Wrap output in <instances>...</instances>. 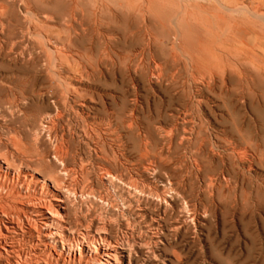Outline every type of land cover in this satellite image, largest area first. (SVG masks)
I'll list each match as a JSON object with an SVG mask.
<instances>
[{
    "label": "rangeland",
    "instance_id": "374dc122",
    "mask_svg": "<svg viewBox=\"0 0 264 264\" xmlns=\"http://www.w3.org/2000/svg\"><path fill=\"white\" fill-rule=\"evenodd\" d=\"M0 4V197L59 187L80 264H264V0Z\"/></svg>",
    "mask_w": 264,
    "mask_h": 264
},
{
    "label": "bare ground",
    "instance_id": "6f19581e",
    "mask_svg": "<svg viewBox=\"0 0 264 264\" xmlns=\"http://www.w3.org/2000/svg\"><path fill=\"white\" fill-rule=\"evenodd\" d=\"M0 6H1V4H0ZM4 10H6L5 7H4ZM73 10H74V7H73ZM232 11H234V10H232ZM252 30H253V28H252ZM230 31H228V32H230ZM237 34H239V36H237V37L239 39H241V36H240L241 35V32L240 33L236 32L233 35H237ZM246 36H247V34H246ZM243 37H242V39H243ZM239 39H237V40H239ZM256 40H257V38L255 39V41ZM255 41L254 42L252 41L253 44H256ZM221 42H219L218 44H220ZM224 43H225V41H224ZM236 43H238V41L235 42V43L233 42L232 45H234ZM238 44L241 45L243 43L239 42ZM228 45H230V44H228ZM234 46H236V45H234ZM253 46H255V45H253ZM225 47H226V45H225ZM248 49L249 48H247V50ZM216 50L217 49H215V51ZM249 50L251 52L252 51V48H250ZM225 51H226V49H225ZM254 53H255V51H254ZM258 53L261 54L263 52L259 51V52H257V54ZM237 54H239V53L237 52ZM248 55L249 54H247V56H246L247 58H248ZM256 56H255V58L257 59ZM256 59H254V61ZM12 100H15V99H12ZM52 122H54V120ZM50 125H52V124L50 123ZM55 125H53V126H55ZM47 126H49V125H47ZM57 148H59V146ZM2 163H4V160L3 161H0V177H4L5 176L4 174H6V173H4L5 170L2 167ZM2 174H3V176H1ZM25 176H26V174H25ZM115 176H116V174H115ZM47 178H48V176H47ZM116 179H117V177H116ZM46 181L47 180L42 179V178L41 179L35 178V180H33V183H34V185H36V184L39 185V182H40L41 184L43 183L41 186H44L45 185V188L47 186V191L44 194L45 195L50 194V196L52 198V202H50L51 199H50V201L48 203H45V202H42V201L39 200L40 202H38L37 204H33V205L30 206V212H31L30 215H27L26 212L23 211L19 207V205H22V203L17 202V201H15L13 199H10L9 200V199H5L4 197H0V264H80V258H83L82 257L83 254L87 252L86 249H84V245L82 243H77L75 250L71 248L65 254L64 247L67 244L66 241H68V239H69L68 238L69 237L68 236V227L65 225L64 219H62V216H63V213H64V209L66 208V207H64V203H65L64 201L65 200H63V197H62L63 195H61L60 190H59V187H58V189H56V188H54V186H48L49 184L46 183ZM23 182H24V180H23ZM1 184H2V182H1ZM55 185H57V183ZM0 186H1V189H5L6 188L5 185L4 186L3 185H0ZM21 186H22V184H21ZM19 188H20V186H19ZM177 191H179V190H177ZM3 192L4 191H2L1 193H3ZM17 193L19 194V192H17ZM14 194H16V193H14ZM65 198L67 199V197H65ZM126 203L127 202H125L124 204H126ZM110 218H111V216H110ZM143 218L144 217H142V219ZM102 240L108 241V243L111 241V240L110 241L108 240V237L107 238L104 237ZM58 242H60V246L59 247L57 245ZM123 248L124 247H122V250H123ZM122 250H119L118 251L115 247H112V248L107 247V248H103V249L101 247H98V246L95 247V251L94 252H96L97 254L101 253L105 257L102 260L101 259H98V261H97L96 264H116L115 254H119L120 257H123ZM84 258H86V256ZM90 258H91V256H90ZM87 259L88 258H86V260ZM91 259H93V258H91ZM95 259H93L94 260L93 261L94 263H95ZM82 260H81V262H82Z\"/></svg>",
    "mask_w": 264,
    "mask_h": 264
}]
</instances>
